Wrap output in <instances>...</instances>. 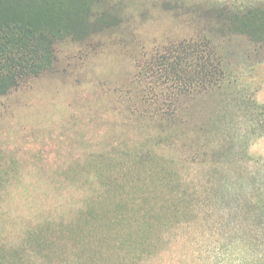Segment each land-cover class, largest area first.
Instances as JSON below:
<instances>
[{"label":"rangeland","instance_id":"374dc122","mask_svg":"<svg viewBox=\"0 0 264 264\" xmlns=\"http://www.w3.org/2000/svg\"><path fill=\"white\" fill-rule=\"evenodd\" d=\"M260 1L105 0L117 25L91 46L64 40L53 70L0 96V264H244V256L258 263L241 247V221L227 222L213 202L207 217L196 206L189 221L151 230L136 217L143 190H172L153 184L157 160L196 187L205 183V204L225 176L264 160V137L242 135L235 89L189 97L180 109L158 103V88L138 80L136 60L167 41L214 31L205 21L214 2ZM245 74L248 92L264 103V64ZM180 146H224V153L191 163ZM245 227L254 243L256 223Z\"/></svg>","mask_w":264,"mask_h":264},{"label":"trees","instance_id":"16d2710c","mask_svg":"<svg viewBox=\"0 0 264 264\" xmlns=\"http://www.w3.org/2000/svg\"><path fill=\"white\" fill-rule=\"evenodd\" d=\"M104 1L0 0V96L53 70L58 59V45L64 40L91 46L92 40L105 29L117 25L118 15L103 6ZM206 10L209 17L205 21L214 31H197L189 37L167 41L160 50L156 49L145 58L141 54L136 60L138 80L148 79L154 89L158 88V103L168 101L179 109L189 97L235 89L234 106L246 118L242 135L252 141L264 137V103L248 92L250 83L244 81L247 70L264 64V1L237 5L214 2ZM233 41L244 43L236 46ZM161 119L169 117L162 115ZM250 146V143L242 146V153L248 154ZM223 149L224 146H202L190 154L180 146L178 152L181 158L182 155L190 158L191 163H202L207 155L224 153ZM162 164L165 163L156 161L159 174L154 172L157 177L153 184L172 190L162 196L160 191L143 190L144 203L136 216L149 230L156 223L167 224L174 218L189 221L196 206L201 212L205 211L207 217L213 202L216 209L221 206L222 213L226 214L222 217L227 222L233 217L241 221L238 227L242 235L241 247L246 253L255 255L253 262L264 264V160L255 170L244 165L239 175L225 176L220 183L221 189L215 190L214 200L207 196L206 204L204 194L209 188L205 183L196 187L192 180L182 178L176 168ZM132 204V200L126 202V212L132 209ZM121 218L120 215L118 219ZM135 220L138 222V218ZM250 221L258 227L254 243H250L245 227ZM247 262L244 256L242 263Z\"/></svg>","mask_w":264,"mask_h":264}]
</instances>
